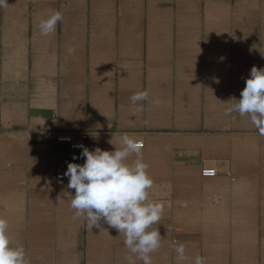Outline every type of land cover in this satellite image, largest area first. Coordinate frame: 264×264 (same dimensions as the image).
Instances as JSON below:
<instances>
[{
	"label": "crops",
	"instance_id": "0c3cea01",
	"mask_svg": "<svg viewBox=\"0 0 264 264\" xmlns=\"http://www.w3.org/2000/svg\"><path fill=\"white\" fill-rule=\"evenodd\" d=\"M54 12L62 20L41 35ZM253 66L264 69V0H0V218L12 246L30 264H143L116 229L77 218L75 190L57 178L86 159L60 135L114 151L128 133L164 207L152 264H264V135L229 112Z\"/></svg>",
	"mask_w": 264,
	"mask_h": 264
},
{
	"label": "clouds",
	"instance_id": "9594fccd",
	"mask_svg": "<svg viewBox=\"0 0 264 264\" xmlns=\"http://www.w3.org/2000/svg\"><path fill=\"white\" fill-rule=\"evenodd\" d=\"M61 20L60 12L41 20V35L53 34ZM240 96L238 101L232 98L235 104L229 112L238 113L240 117L248 116L264 135V69L252 67ZM146 98L147 93L140 92L134 94L131 101L136 104ZM114 140L115 136L107 142L114 145ZM80 147V158H86L85 162L82 165L69 163L63 174L69 179L68 189L75 190L70 202L75 216L79 218L86 214L89 229L99 228L101 221L116 229L124 236V244L131 253L143 264H152L151 253L160 247L162 238L159 230L151 226L161 220L164 207L149 198L154 182L143 161V141L124 133L119 136V146H115L114 151ZM133 155L136 160L128 164L126 161ZM174 251L179 261L185 260L183 244L176 246ZM0 264H30L24 247L12 246L9 224L4 218H0ZM130 264L134 262L130 261ZM195 264H203L202 258L196 257Z\"/></svg>",
	"mask_w": 264,
	"mask_h": 264
},
{
	"label": "built area",
	"instance_id": "2783aa9c",
	"mask_svg": "<svg viewBox=\"0 0 264 264\" xmlns=\"http://www.w3.org/2000/svg\"><path fill=\"white\" fill-rule=\"evenodd\" d=\"M57 141L59 143L70 145L71 149L75 152L82 151V148L80 147L81 145L86 147V143L84 140L76 141L72 134H62L58 137ZM57 172V178L63 179L64 173L62 167H60ZM201 173L203 177L212 178L217 175V170L215 168H205Z\"/></svg>",
	"mask_w": 264,
	"mask_h": 264
}]
</instances>
